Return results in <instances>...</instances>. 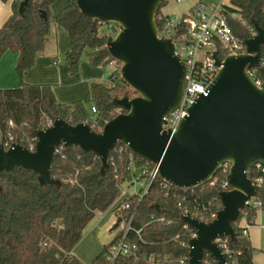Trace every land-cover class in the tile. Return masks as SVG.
Masks as SVG:
<instances>
[{
    "label": "trees",
    "instance_id": "1",
    "mask_svg": "<svg viewBox=\"0 0 264 264\" xmlns=\"http://www.w3.org/2000/svg\"><path fill=\"white\" fill-rule=\"evenodd\" d=\"M11 1L13 13L0 26V59L7 50L19 54L16 71L22 82L16 88L0 89V142L9 144V138L13 137L14 142L27 148L35 146L33 132L43 129L46 121H54L57 117L72 124L87 120L92 124L93 117V129L101 131L108 120L124 111L114 104V99L129 96L134 91L121 75L115 86L91 82L92 106L88 110L82 100L58 101L51 84L25 82L24 74L35 66L45 50L51 33L50 8L55 0H45L46 19L41 17L40 0H32L22 18L18 15L21 0ZM165 2L162 1L157 13L159 28L162 21L159 16L163 14L161 7ZM225 8L227 21L240 42L256 34L253 20L264 28V0H231ZM55 21L68 33L70 46L63 59L72 75L80 72L84 54L94 67H107L113 60L106 42L109 36L116 35L117 29L110 34H100L102 24L83 15L76 0L59 12ZM262 62L254 70L256 78L264 81V44ZM93 106L96 114L92 113ZM153 166L125 145H118L111 152L106 175L101 176V163L94 153L70 147L62 149L53 159L52 175L61 181L60 187L40 185L37 174L21 167L1 173L0 264H85L73 250L96 214L113 205L118 211V220L110 231L117 229L121 217L131 218L133 227L140 230L139 233L132 231L128 236L136 247L135 254L108 261L106 251L115 240L114 236L88 264H182L189 254L185 243L191 240L193 230L181 222V212L186 208L193 217L212 221L213 214L222 207L219 193L226 189L223 187L226 176L218 172L204 185L181 189L164 187V180L157 175L143 196L120 199L122 185L135 175L145 177L141 170ZM260 176L263 180L257 187V197L262 202L260 209L264 211V173ZM126 201L130 207L118 210ZM257 211L244 209L233 224L238 237L236 241L229 240L233 252L227 257L229 264H254L255 247L244 233L248 227L238 222L245 216L248 226L255 224ZM203 264L218 263L205 255Z\"/></svg>",
    "mask_w": 264,
    "mask_h": 264
},
{
    "label": "water",
    "instance_id": "2",
    "mask_svg": "<svg viewBox=\"0 0 264 264\" xmlns=\"http://www.w3.org/2000/svg\"><path fill=\"white\" fill-rule=\"evenodd\" d=\"M31 1H20V18ZM162 1L76 0L83 15L119 26L118 33L108 37L106 49L122 63L121 77L136 95L114 99L124 111L101 131L86 121L72 124L57 117L50 127L33 132L34 150L17 142L6 148L0 142V174L21 167L37 174L40 185L60 187L52 164L56 149L63 145L94 153L105 176L111 152L121 144L157 166L160 177L171 186L189 189L209 182L228 161L229 189L219 193L222 207L215 218L205 222L182 214L180 220L197 233L189 241L188 264H203L205 255L218 264H229L215 240L224 236L237 240L233 224L249 207L247 201L257 195L250 170L256 162L264 164V83L258 87L248 74L262 62L264 28L253 20L256 34L244 41V53H213L220 68L207 93L198 94L175 132L164 130V118L183 97L186 68L175 54L173 40L159 36L157 13ZM40 5L41 17L46 19L45 0Z\"/></svg>",
    "mask_w": 264,
    "mask_h": 264
},
{
    "label": "built area",
    "instance_id": "3",
    "mask_svg": "<svg viewBox=\"0 0 264 264\" xmlns=\"http://www.w3.org/2000/svg\"><path fill=\"white\" fill-rule=\"evenodd\" d=\"M176 1L180 4L189 0ZM227 4L228 3H226L225 0H197L196 2H190V8H188V10L181 15L166 16V14L163 13L159 16L162 20L161 27H158L159 36L171 38L173 40L175 44V54L180 58V61L186 68V74L183 82V97L178 108L164 118L166 121L163 125L164 130L175 132L181 121L188 114V109L192 106L198 94L207 93L210 83L215 78L220 68L216 65L215 59L213 58V53L215 51H219L224 56H227L244 53L246 50L244 42H240L234 35L232 28L227 21L225 12V6ZM101 24L110 31L117 29L116 34L119 31V26L114 22ZM262 64L263 62H261L260 65ZM107 67L112 69L110 80L113 83L112 85L115 86L116 80L119 75H121L122 63L113 59L108 63ZM248 74L258 87L263 85L264 81L256 78L254 68L248 70ZM96 112V108L93 106L92 113L96 114ZM93 119L94 118L92 117V124L89 123V120L86 121L92 128L95 126V121H93ZM53 122V120L46 121L43 129L50 127ZM9 123L12 124V121ZM9 141L13 143V137H10ZM11 143L3 144L6 148H9ZM29 149L34 150L35 146L30 145ZM62 149H64V146L60 145L56 149V152L58 153ZM230 166L231 163L227 161L223 163L217 171V173L221 172V174L226 176L223 180V187L226 188L225 190L229 189L227 175L229 173ZM251 172H253L254 175ZM141 173L146 176L141 178L139 175H135L131 181L126 182L129 186H125L126 183L122 185L120 199H124L131 195L143 196L148 191V188L154 178L159 175L158 168L155 165L152 168H143ZM263 173L264 164L260 162L254 163L250 170V175L256 187L261 184L263 178L260 175ZM163 186L169 187L171 185L164 181ZM247 204H249L248 208L260 209L262 202L256 195L254 198L247 201ZM129 207V202L126 201L118 210L123 208L127 209ZM182 214H189V212L185 208L181 212V215ZM216 214L217 213L213 214L214 218ZM151 218H154V215H152ZM158 220L164 221V218H159ZM169 222L170 221H167L166 223ZM238 223L243 225L240 221ZM117 225L118 227L114 231L115 240L110 243L106 251V259L108 261L121 255L135 254L136 247L129 241L128 236L130 232L135 231L136 233H139L140 230L135 229L132 225V219L127 217H121ZM184 226L193 230L192 238L197 236L196 231L188 223H184ZM246 226L249 228L247 224ZM244 233L248 234V231H244ZM118 234L121 235L116 238ZM229 240L230 238L227 236L220 237L215 240L225 253L226 257H231L233 254L231 248L229 247ZM185 245L189 247V242L185 243ZM186 260L189 261V254L184 260H182V264H185Z\"/></svg>",
    "mask_w": 264,
    "mask_h": 264
},
{
    "label": "rangeland",
    "instance_id": "4",
    "mask_svg": "<svg viewBox=\"0 0 264 264\" xmlns=\"http://www.w3.org/2000/svg\"><path fill=\"white\" fill-rule=\"evenodd\" d=\"M63 1L64 0H59L58 4L63 3ZM192 1L196 2L197 0H189L180 4L177 3L176 0H166L165 5L161 7V11L170 16L181 15L186 12L188 8H190V2ZM59 6L60 5H56L54 8H50L51 33L46 43L45 51L46 54H49L52 57L51 65L53 63V59H59V61L57 60V63L59 62V64L56 66V69H61L62 73L61 77L58 74L55 75L54 72H58L55 68L51 71H46L45 73L50 77L54 76L56 78V81H53V84H56V88H58V95L61 102L71 103L74 100L81 99L85 102L87 109L90 110L92 106V102L90 101V82L101 80V82L106 85L112 86V81L108 79V77H104L106 74L110 75L112 69L109 67H100L93 75L92 71L96 69V67L90 64L88 57L84 54L81 59L79 74L77 76H71L69 68L63 59V54L70 46L68 33L55 21V11ZM110 33L112 32L106 27L102 26L100 28V34ZM113 36H115V34ZM130 90L133 91L131 88ZM129 94L130 97H134L136 95L135 91L134 93L130 92ZM127 185L128 183L125 184V186ZM114 208L115 205L103 213L96 214L94 219L85 228L81 240L75 246L78 254L77 256L82 261H85L86 263L93 261L94 258L103 250L106 243L110 241L112 237L110 229L116 222L114 221L116 218ZM255 219V224L251 225L250 234L254 243L257 245V252L255 251L257 253V260L260 264H264V212L258 209ZM240 223L246 225L245 216L241 217Z\"/></svg>",
    "mask_w": 264,
    "mask_h": 264
},
{
    "label": "crops",
    "instance_id": "5",
    "mask_svg": "<svg viewBox=\"0 0 264 264\" xmlns=\"http://www.w3.org/2000/svg\"><path fill=\"white\" fill-rule=\"evenodd\" d=\"M58 1L59 0H55V2L51 6V8L52 7L54 8L56 5H60L57 8V10L55 11L56 12V14H55L56 16L58 15L59 12H61L64 9L63 7L68 6L72 2V0H64L63 3L58 4ZM230 1L231 0H225L226 3H230ZM12 13H13L12 1L9 0L7 2H3V1L0 0V26H2L4 24V22L9 18V16ZM45 50H44L45 53L43 52L37 58L36 63H35V66L32 69L28 70L24 74L23 80L25 82H28V83H48V84H51L53 86V90H54V93H55L56 98L58 99V101H60L61 99H60V97L58 95V88H56V84H53V81H56V78L54 76L53 77H50V76L46 75V73H45L46 71H49V70L51 71L53 68H55V70H58V72H54V74L55 75L58 74L61 77L62 70L61 69H56V66L59 64V62L57 63V60L59 61V59H53V63L51 65V60H52L51 58L52 57H51V55L46 54V51ZM18 58H19V54L17 52H13L11 50H7L2 55V57L0 59V89L11 88V87H18V86L21 85L22 80L18 76L17 71H16V64H17ZM54 62H56V63H54ZM99 68L100 67H96V69H94L92 71V74L94 75L95 72H97V69H99ZM78 74H76V75H72L71 74V76H77ZM110 75H111V73H110ZM110 75L109 74H106L104 77L105 78L108 77V79H110ZM91 82H94V81H91ZM91 82H90V84H91ZM98 82H101V80H99ZM90 97H91V90H90ZM77 99H78V97H77ZM78 100H81V99H78ZM78 100H74V101H78ZM260 210H262V209H260ZM115 213H116V218L114 219V221L117 222V220H118V214L117 213L118 212H115ZM257 213H258V211H257ZM116 222H115V224H116ZM250 228H251V226H249V228H248V236H249V238H250L253 246L255 247V251H256L257 245L254 243V240L252 239V236L250 234ZM110 232L112 233V237H111V239H112L114 237L115 232L114 231H110ZM256 252H254L253 261H254V264H260L258 262V260H257V253ZM73 253L76 256L78 255L77 254V251H76V248L73 250ZM82 262L85 263V264H88L85 261H82Z\"/></svg>",
    "mask_w": 264,
    "mask_h": 264
}]
</instances>
